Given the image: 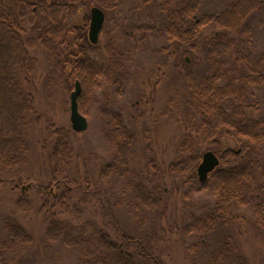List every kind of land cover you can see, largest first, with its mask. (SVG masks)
I'll return each instance as SVG.
<instances>
[{"label": "trees", "instance_id": "1", "mask_svg": "<svg viewBox=\"0 0 264 264\" xmlns=\"http://www.w3.org/2000/svg\"><path fill=\"white\" fill-rule=\"evenodd\" d=\"M218 1H222L224 7L207 12L203 11L206 0H137L135 9L152 5L158 17L151 16L147 22L128 26L130 33L125 35L132 34L134 39L127 51L116 48L113 30L104 24L98 43L105 40L102 48L105 55L100 61L91 56V45L84 41L89 17L83 25H69L70 12L87 5L98 6L104 13L105 10L119 13L123 0H0V173L16 170L28 161L29 130L33 122L43 118L37 117L35 94L28 88L33 85L32 73L40 65V57L35 53L38 50L44 54L50 83L58 78L69 93L79 80L81 113L87 117L97 107L106 125L103 139L111 143V160L101 169L100 178L106 184H124L122 197L115 202L108 200L102 189L93 192L104 194L98 202L99 210L110 220L107 226L93 221L90 210L84 218L83 209L73 204L68 208L63 202L67 197L73 201L70 197L73 198L76 188L87 190L89 185L83 184H89V172L86 162L83 170L78 167L80 160L73 135L80 132L63 126L51 130L53 145L48 155L51 180L61 186L57 196L60 203H56L57 197L52 192L48 193L46 236L50 243L79 254L81 264H164L150 257L140 239L127 235L116 220V208L127 191L131 192L135 215L138 214L143 223L140 228L145 220L153 218L160 200L152 192L147 177L132 169L130 158L136 137L123 113L101 108L94 92L107 81L115 87L117 96L125 95L128 84L138 78L136 69L140 71L143 63L137 52L154 48L149 51V63L155 65L153 56L159 53L165 65L171 60L173 67L176 66L173 43H180L198 54L202 51L206 69L200 74L188 69L178 88L166 100L167 109L174 111L184 123L178 154L168 162L167 170L191 180L188 177L201 163L206 145L219 143L220 135L237 143V148L229 147L222 152L220 165L206 183L197 182V190L210 188L214 192L213 208L205 217H194L180 232L185 237H197L191 246L209 251L204 264H250L233 235L226 234L223 240L216 237L218 231L231 229L236 221L234 205L251 208L255 223L260 227L264 225V116L249 113V109L259 103L253 99L252 86L264 81V47L260 52L255 51L252 31L253 19L261 12L264 0ZM38 15L47 23L39 22ZM114 20L111 22L115 27ZM163 35L167 44L148 47L152 38ZM144 97L140 96L138 104H147ZM147 150L153 152V146L148 145ZM148 159L151 169L158 170L154 156L150 154ZM79 178L83 183L77 181ZM70 212L83 224L77 225L73 219L61 215ZM148 228L152 237L154 228ZM32 240V235L15 218L0 221V264H10V259L18 255H21V264ZM136 247L138 251L134 250Z\"/></svg>", "mask_w": 264, "mask_h": 264}, {"label": "rangeland", "instance_id": "2", "mask_svg": "<svg viewBox=\"0 0 264 264\" xmlns=\"http://www.w3.org/2000/svg\"><path fill=\"white\" fill-rule=\"evenodd\" d=\"M136 4L137 0H123L119 13L105 10L107 18L105 25L109 30H113L114 45L120 51H127L134 39L132 34L125 35L126 32L130 33L128 29L130 24L147 22L151 16L158 17L159 13L152 5L135 9ZM223 7L222 1L206 0L203 11L214 12ZM116 14L119 15L116 16ZM87 16L90 23L91 7L80 5L73 9V12L71 10L68 24L83 25ZM37 19L43 24L47 23L42 15H38ZM111 20L117 24L115 27ZM253 21V44L255 51L260 52L264 47V5ZM158 24L161 25L160 22ZM84 41L91 45L89 49L91 56L100 61L104 60L105 54L102 48L105 40L97 45L92 44L88 29L87 39ZM167 43L163 35L160 38H152V43L150 42L148 47L163 46ZM153 49L150 48L147 52H137L140 54L137 56L143 63H141L140 71L136 69L135 77L138 78L128 82L125 95L117 96L115 87L107 81H103V85L95 90V94L93 93L94 98L99 100L101 108H113L123 113L127 125L136 137L133 144L134 154L130 158V162L133 163L132 169L134 172H142L147 177L152 192L158 195L160 200L153 218L151 219V216L149 220H145L143 228H140L143 223L140 222L138 214L135 215L131 192L127 191L116 208V220L127 235L140 239L143 243V250L150 257H156L164 264H204V261L209 258V251L199 246L198 248L191 246L196 243L197 237L182 236L180 229L194 217H205L213 208L216 196L210 188L197 190L198 166L189 175L188 178L191 180L173 175L167 170L168 162L178 154L177 147L182 139L184 123L174 111L167 109L166 100L178 88L188 69L200 74L206 69V64L201 56L202 51L198 54L180 43H173L172 49H176L175 68L171 60L165 65L159 53H154L153 57L156 61L153 65L148 62L149 51ZM35 53L40 57V65L32 73L33 85H28V88L35 94L37 117L41 115L43 118L33 122L29 130L30 156L28 161L16 170L0 173L2 181L0 183V221L13 217L32 235L30 249H28V254L22 258L21 264H81L79 254L47 240L48 221L45 214L48 193L52 192L53 196L57 197L61 186L51 180L48 156L53 145L51 130L55 126L69 129L72 127L70 94L75 86L68 93L58 78L51 84L46 71L44 54L41 50ZM262 68L264 69L263 65ZM252 87L253 99L258 100L259 103L249 109V113L262 117L264 116V81ZM140 96H145L146 105L138 104ZM99 111L97 107L93 108L87 116L88 129L73 135L77 158L79 157L80 160L78 167L83 170L85 167L83 163L86 162L89 172V184L84 182L83 185L89 186L86 191L76 188L72 192L73 198L70 197L73 201L67 197L63 199V202H66L68 208L73 204L78 209H83L84 218L90 210L93 221L107 226L110 220L103 216L98 202L102 197L104 198V194L100 196L93 192L95 189H102L106 192L105 197L115 202V199L122 197L124 184L122 182L106 184L100 178L101 169L111 160V143L108 139H103L106 125L102 123L103 117ZM146 130L149 131L146 132ZM218 139L219 143L206 145L204 151L211 150L221 157L225 149L237 148V143L226 135H220ZM148 145L153 146V152L147 150ZM150 154L154 156L158 164L156 171L152 170L149 164ZM77 181L83 183L80 178ZM27 185L30 186L22 191V188ZM56 203H60V197L56 198ZM59 207L61 204L58 205ZM232 210L237 217L236 221L232 223L231 229L222 228V232L218 231L216 239L223 240L226 234L230 233L250 264H264V225L260 227L255 223L254 213L249 207L234 205ZM60 212L57 213L60 214ZM77 214L80 216L79 211ZM61 215L73 219L77 225L83 224L79 218L72 216V212ZM163 225L164 230L161 229ZM149 226L154 228L152 237ZM134 250L138 251V248ZM20 256L11 258L10 264H19Z\"/></svg>", "mask_w": 264, "mask_h": 264}, {"label": "water", "instance_id": "3", "mask_svg": "<svg viewBox=\"0 0 264 264\" xmlns=\"http://www.w3.org/2000/svg\"><path fill=\"white\" fill-rule=\"evenodd\" d=\"M105 23V13L98 7L94 6L91 8V20L89 28V38L93 44L99 42L101 30ZM82 93V84L78 80L75 82V88L70 94L71 101V114L70 120L72 128L77 132L86 131L89 127V121L87 117L81 113L79 108V96ZM220 165V158L216 153L211 150L206 151L203 154L201 163L197 168V174L200 183L204 184L208 181L210 174ZM28 186H24L22 191H25Z\"/></svg>", "mask_w": 264, "mask_h": 264}]
</instances>
